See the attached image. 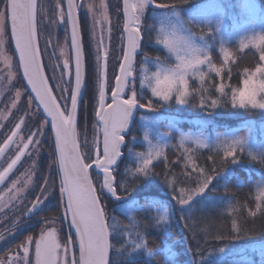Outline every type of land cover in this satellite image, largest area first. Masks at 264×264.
Listing matches in <instances>:
<instances>
[{"label":"snow or ice","instance_id":"1","mask_svg":"<svg viewBox=\"0 0 264 264\" xmlns=\"http://www.w3.org/2000/svg\"><path fill=\"white\" fill-rule=\"evenodd\" d=\"M148 2L155 8H171L187 3V0H175L174 3L163 2V0L161 2L136 0L135 3L131 4L128 0H124V35L121 49L123 59L119 63V74L115 76L111 103H107L105 93V69L108 66L107 61L110 54L102 42L96 44L95 75L97 78L98 106L95 107L97 138L95 140L96 154L93 159L87 141L78 143L76 129L78 101L82 98V88L85 85V55L81 44V26L76 14V10L81 5L74 3V0H68L67 12L60 11L58 13L65 25L66 36L70 29L71 57L64 60L62 72L63 75H69V79L56 84L55 91L60 93L57 96L54 95V90L50 88L49 80L46 79L44 70L41 68V53L37 50V0H0V3L3 4V7L0 8V53H2L7 28L10 24L11 37L15 41V49L19 54V67L22 68L23 77L31 89L29 104L36 102L38 107L43 108V113L46 114L45 119L50 118L51 130L54 133V148L50 152L49 172H42L44 182L42 185H38L41 188L40 194L33 201L32 207L28 209V214L31 215L36 212L45 200L55 198V192L52 189L56 186L55 178L58 176L57 215L59 209L62 208L64 223L75 230L74 238L69 237L61 253L58 230L55 227L48 229L42 227L38 238L26 237V241L22 244L24 252L22 257L8 258L7 262L4 257H0V264H21V261L22 264H33L29 255V246L33 241L35 247L34 264H68L67 256L71 250L69 245L71 248L78 246V259L73 258L71 264H146L145 261L141 260L142 255L147 256L149 261L155 257L154 252L157 247H149L141 231H136L133 235L127 226L119 228L113 222L114 218L108 216L107 203H102V201H112L119 205L122 211L137 210L139 201L133 198V193L139 190L137 183L141 177L146 179L155 175L149 165L152 163L154 155L159 156L161 154L160 145L150 144L147 154L137 153L134 168L126 169L128 174L133 177L132 181L117 184L113 173L116 161L122 156L121 146L125 143V136L122 133L127 128L130 114L134 108L154 111L161 104H167L173 100L178 105L192 104L195 106L196 95L189 92L188 78L195 76L200 81H205L207 73L202 66L206 67L208 72L214 73L216 77H222V68L212 63L208 52L193 45L190 39L182 35L177 29L169 30L160 27L157 30L155 43L162 45L170 56L174 57L176 63L165 64L157 57L158 66L156 70L150 76L140 80L142 85H147L151 96L157 98L159 103L152 101L147 104L142 103L143 99L134 89L131 90L126 99L122 98L126 94L125 88L128 78L134 75V57L138 54V50H141V42L144 41L140 14ZM101 6L103 7V5ZM89 11H91V6H89ZM106 20L107 15L105 14L103 21ZM101 22L94 16L93 29L97 23ZM200 28L202 32L206 29ZM249 45L257 48L259 60L264 62V47H260L264 45V33L241 40L242 48ZM221 51L227 61L229 59L228 49L221 48ZM5 59L7 61L9 58L6 57ZM71 60H74V85L70 75ZM11 75L9 73V77ZM52 79L54 80L55 77L53 76ZM198 92L199 107L205 112L217 107H227L229 104L233 109L264 110V63L259 64L254 69L246 68L240 86L232 87L230 96L223 83L215 87L218 96L211 99L210 103L207 100L210 93L206 89L198 90ZM16 95L19 96L20 93L17 92ZM69 97L70 107L68 105ZM16 128L19 129L20 124H17ZM37 133L46 134L42 126L37 129ZM100 134H102V139L99 138ZM9 140L12 141V137H9ZM28 141L29 143L24 144L15 158L8 163L4 172H0V181H3L5 175L17 165L30 144L39 155L41 141L37 135L29 136ZM193 143L199 148H209L211 152L215 153L209 157L213 165L216 164V157L220 153L222 156H220V167H213L211 170L215 175L209 174L206 169H197L193 164V171L197 173L194 178L195 187L180 188L179 195H176L177 189L173 182L166 179L165 182L171 189L173 199L180 206L181 219L184 220L186 228L191 226L187 222L189 217L184 214L191 211L189 206L192 201L208 190L213 178L224 172L228 164L239 162L241 156L245 154L243 137L218 138L211 145L204 139L196 138ZM3 151L4 149L0 148V152ZM247 155L252 161L258 160V157L251 152H248ZM187 159L191 164L192 156L187 157ZM88 160H92L95 170H99L95 172L98 187L94 184V178L90 177L92 164H89ZM260 162L264 164V160ZM99 172L103 173L102 183H99ZM40 178L37 177L38 180ZM188 179L191 181L193 177L189 175ZM16 191H22V189H16ZM16 198L12 192H9V202ZM255 201L256 211L248 214L253 218L252 220L232 218L230 230L225 224L217 229L218 234L214 238L216 240L236 239L252 234L253 230H264V188L257 191ZM258 213L259 215H257ZM167 220V210L165 209L159 212L158 217L155 218V225L159 227L167 223ZM49 223L54 224L55 219L53 218ZM118 229L125 239L124 243L116 249L119 258L113 260L110 257V249L115 246L110 243V235ZM4 238V235L0 234V240ZM185 243L187 242L185 241ZM187 249L189 252L191 251V249ZM156 264H162V262L158 260Z\"/></svg>","mask_w":264,"mask_h":264},{"label":"rangeland","instance_id":"2","mask_svg":"<svg viewBox=\"0 0 264 264\" xmlns=\"http://www.w3.org/2000/svg\"><path fill=\"white\" fill-rule=\"evenodd\" d=\"M80 1L79 5V19L81 26V33L83 38V50L85 55L86 65V82H85V94L81 113L78 117V137L79 143H83L85 140L91 149L92 157L95 150V140L97 133L95 130V107H97L98 90H97V78L95 75V57H96V44L102 42L105 49L109 52V59L107 61V68L105 69V80H106V98L109 101V94L113 88V82L118 71L119 63L122 58V37H123V17H122V3L121 0H77ZM136 0H133L135 3ZM103 5V7L101 6ZM91 6V11H89ZM2 8V6L0 7ZM64 11V0H38L37 6V37L39 49L42 56L44 69L48 80L54 90L55 95H60L59 92L55 91L57 83L67 81L66 75H63V63L66 58H70V47L68 32L66 36L65 25L61 21L58 13ZM189 12L203 22L210 23L215 27V31L218 33L220 39L223 41H237L241 43V40L247 39L251 36L261 34V30L264 29V8L261 0H201L197 3L191 4L189 7H171V8H154L152 9L146 4L145 9L141 12V28L143 34L147 35V42L154 47H159L169 56L170 54L162 45L155 43L157 30L160 27L168 28L169 30L175 28L182 35L187 36L191 43L196 47L206 51L210 54L211 43L206 40L204 35H193L189 25L184 20V13ZM107 15V20L103 21V16ZM102 21L97 23L93 29V18ZM146 17H149L151 23L149 28H146ZM103 30V31H102ZM245 42H247L245 40ZM224 43V42H223ZM251 46V45H249ZM223 45L220 46V48ZM9 58L7 61L5 58ZM171 57V64H175L174 57ZM115 60V62H113ZM161 61V60H160ZM165 63V62H164ZM170 64V63H165ZM71 65V61H70ZM158 66L157 59L150 58L148 56H139L136 64L134 65V75L129 82V86L126 92L127 95L134 89L137 94L151 97L152 101L157 98L151 96L150 89L147 85H142L140 80L150 76L152 72L156 70ZM204 68V66H202ZM11 73V77H9ZM55 77L53 80L52 77ZM190 76L188 81L190 82ZM63 86V85H62ZM17 92L20 93L17 96ZM218 96V94H216ZM215 95L214 98L217 96ZM6 96V97H5ZM4 100L3 105L0 109V125H5L6 121L10 119V122L21 124L20 127L23 130L26 127L25 119L16 120L19 117L22 110H25V116L29 119L30 123L37 122L35 134L41 141V148L39 155L33 151L29 155L26 162L21 166L16 174L9 177L10 191L17 198L11 202H6L5 205L1 206L5 201L0 200V212H4V215L0 217V231L2 229H8V225L16 223H23L25 221V213L29 208L31 199L38 193L40 194L41 188L38 185L43 184L42 172H49V164L51 163L50 152L52 151L51 135L47 125V122L41 116L34 102L29 104L30 96L28 95L24 85L21 81L18 65L16 62L15 55L13 53L9 32L7 28L5 44L0 53V102ZM63 103V102H61ZM159 103V101H158ZM218 108V107H217ZM80 111V110H79ZM169 111V110H168ZM264 111V110H261ZM19 114V115H18ZM196 115H184L179 116L172 112H167L162 109H156L154 111L141 112L137 115L134 122V131L129 137L131 144L140 143L144 145L146 151L149 150L150 144L160 145L161 150L168 143V136L170 127L168 124L177 125L184 121L196 124L200 122L207 124L209 118L195 117ZM199 116V115H198ZM86 117V120H84ZM255 119L244 120L239 123L238 127H245L246 134L244 136L239 135V132L227 130L225 136H219L218 138H236L243 137L245 144L252 146L256 141V133H261L264 136V115L259 116ZM214 121V120H213ZM216 121V120H215ZM224 121H222L223 123ZM15 124V125H17ZM42 126L46 134L41 135L37 133V129ZM20 129V128H19ZM18 129V130H19ZM181 140L184 142H191L196 138L204 139L208 144H211L210 136L204 131H190L184 132V129H179ZM18 131L16 132L17 135ZM256 134V135H254ZM15 135V136H16ZM147 137V139H145ZM158 156H153L157 158ZM42 168V169H41ZM35 169V170H33ZM41 169V170H40ZM41 172V173H40ZM37 177H41L39 180ZM94 178V184L98 187L99 185L95 180V173H92ZM56 181V178H55ZM99 183H101V177L99 176ZM7 185V186H8ZM16 189H22V191H16ZM55 192V198H49L45 200V207L53 205L51 214L55 217V223H49V220H45L42 225L36 230L37 238L40 235L41 228L45 229L55 227L58 231L59 242L62 246L67 243L65 240V230L63 221L62 208L59 209L57 215V206L59 201L58 185L52 189ZM47 195V194H46ZM107 203V209L110 210L112 201H102ZM109 206V208H108ZM117 208L121 210L119 205ZM128 213L127 211H123ZM27 225L23 226L22 229H27ZM18 229V228H17ZM26 231V230H24ZM18 233V231L10 232L3 240L0 241V247L4 246L0 257H4L6 262L8 258L22 257L23 242L28 237L27 232ZM67 235V234H66ZM67 238V237H66ZM245 248L249 250H263L264 239L250 243L247 246H233L231 249H223L222 251H239L243 252ZM61 251V249H60ZM34 241L29 246V255L34 264L35 255ZM22 264V261H21Z\"/></svg>","mask_w":264,"mask_h":264},{"label":"trees","instance_id":"3","mask_svg":"<svg viewBox=\"0 0 264 264\" xmlns=\"http://www.w3.org/2000/svg\"><path fill=\"white\" fill-rule=\"evenodd\" d=\"M198 1L201 0H187V3L179 5V7L186 8ZM261 1L264 8V0ZM157 2H161V0H157ZM163 2L174 3L175 0H163ZM1 6L3 7L2 3H0ZM183 16L194 34L204 35L206 40L211 43L210 59L217 67L222 68V77H216L214 73L208 72L207 68L204 67V71L207 73L205 81L202 82L194 76L190 78L191 81L189 82V92L196 95L195 106L192 104L178 105L173 100L167 104H161L157 109L160 108L179 116L196 115L195 117L209 118V121L206 122L207 124H203L204 121L203 123L200 122L196 126L186 121L177 125L168 124L167 126L170 127L168 144L163 147L161 154L154 158L149 165L155 175L146 179L141 177L137 183L139 190L133 193V198L139 201L138 209L126 213L120 211L116 206L117 204L114 203V205H110V210L107 209L108 216L114 218L113 222L119 228L127 226L133 235L136 231H141L149 247H157L154 252L155 257L151 261L148 260L147 256L142 255L141 260L145 261L146 264H156L158 260L162 264H264V249L259 251L245 248L243 252L220 251L227 248L231 249L233 246L244 247L252 242L262 240L264 239V230H253L252 234L236 239L216 240L214 238L218 234L217 229L223 225L226 224L230 230L232 218L253 219L248 214L256 211L255 195L260 188H264V164L260 162L264 160V136L261 133L254 134L256 135L254 145H244L245 154L241 156L239 162L228 164L224 172L213 178L208 190L192 201L189 206L191 211L184 214L189 217L187 222L191 226L190 228L185 227V222L181 219L180 206L173 199L171 189L165 182L166 179L172 181L177 189L176 195H179L180 188L195 187L194 178L197 173L193 171V164L197 169H206L209 174L213 175H215L211 171L213 167L219 168L221 164L220 156L222 153L216 157V164L213 165L209 157L215 153L211 152L209 148H199L194 143L182 141L179 133L181 130L179 129H184V132L190 131V129L207 132L211 144H214L219 136H225L227 130H235L239 132V135L244 136L246 128L238 127L239 123L249 119L258 120L259 116L264 115V111L261 110L233 109L230 104L227 107H218L207 112L201 110L198 90L206 89L210 93L207 96L210 103L217 94L215 87L223 83L230 96L231 88L240 86V81L244 78V70L246 68L254 69L264 62L259 60L257 48L252 46L242 48L241 43L237 41H223L215 31V27L210 23L203 22L189 12L184 13ZM149 19V17L145 19L146 28L150 26L151 21ZM198 26L206 29L202 32ZM260 33H264V29ZM222 45L229 52L227 61L221 51L223 47L220 48ZM260 47H264V45ZM142 55L155 59L159 57L161 61L170 64L172 60L162 49L151 46L147 42L146 33H144L140 56ZM138 95L143 99L142 103L147 104L151 100V97L140 93ZM152 102L158 103L155 99ZM82 104L83 102L79 114ZM222 121L224 122L222 123ZM133 131L134 128L128 135L123 157L114 172L117 184L131 182L133 177L128 174L126 169L134 168L137 153L147 154L144 145L130 143L129 137ZM248 152L256 155L258 160H250L247 155ZM189 156H192L191 164L187 159ZM189 175L193 177L191 181L188 179ZM165 209L167 210V223L157 227L155 218L158 217L159 212ZM110 236L111 244L115 246L111 249L110 257L117 260L119 254L116 249L124 243L125 237L119 229ZM187 248L191 251L189 252Z\"/></svg>","mask_w":264,"mask_h":264},{"label":"flooded vegetation","instance_id":"4","mask_svg":"<svg viewBox=\"0 0 264 264\" xmlns=\"http://www.w3.org/2000/svg\"><path fill=\"white\" fill-rule=\"evenodd\" d=\"M3 102H4V100L2 99L0 102V109L3 105ZM25 114H26L25 110H22L20 115H22L23 117H19L16 119V120L25 119L26 127H24L23 130L21 129V127L19 130L16 128L15 124H17L18 121L16 123H13V122H10V119H8L5 123V125H3L2 127L0 125V148L3 146V143L6 141V139H8L10 137L11 133L15 132L13 140L7 146V148H5L4 152L0 156V172H3L4 169L7 168L8 163H10L11 160L15 158V156L19 153L20 149L24 147V144L29 143L28 137L35 134L37 122L30 123L29 119H27ZM17 131H18V133L16 135ZM50 135H51V132H50ZM51 140H52V136H51ZM51 143H52V141H51ZM52 147H53V143H52ZM33 151H34L33 146L30 144L29 148L25 149V154L21 157V160L14 167V169L12 170L10 175L6 178V180L4 182H2L0 184V200L5 201L4 203L1 204V206L5 205V203L7 201L9 202L8 195H9V192H12V191H10V186L8 185L9 180H10L9 177H11V175L16 174L18 169L21 166H23V164L29 158L28 156L31 155L32 153H34ZM56 184L58 185V176L56 177ZM38 195H39V193L31 199V202H30L28 209H30L32 207V203H33V201H35V199ZM44 205H45V202L40 206V208L36 212H34L31 215H27L28 214V209H27V211L25 213V221L23 223L13 224V225H15V227H13V225H8L7 226L8 229H2L0 231V234H3L4 237H6L10 232L18 231V233H20V232H22V233L26 232L27 233L30 231V234H28L27 236H32L34 238H37V235H36L37 233H36L35 229L36 228L38 229L39 226L42 225V223L45 220H49L50 218L55 217L53 214H51V211L53 210V205H50L48 207H45ZM2 215H4V212H0V217ZM45 218H47V219H45ZM25 225L28 226L27 229H22L23 226H25ZM63 226H64V230H65V240L67 242L69 237H71V236L69 235V230H68L67 224H64ZM24 230H26V231H24ZM58 238H59V235H58ZM3 247L4 246L0 247V254L2 253V250L4 249ZM69 248L71 250L68 253L67 261H68V264H71V261L73 260V258L78 259V255L75 252L76 251L75 248H71V245H69ZM63 249H64V246L61 247V253L63 252ZM33 255H35V254H33Z\"/></svg>","mask_w":264,"mask_h":264},{"label":"water","instance_id":"5","mask_svg":"<svg viewBox=\"0 0 264 264\" xmlns=\"http://www.w3.org/2000/svg\"><path fill=\"white\" fill-rule=\"evenodd\" d=\"M121 2H122L123 23H124V0H121ZM128 2L131 4V3H133V0H128ZM67 3H68V0H64L65 13L67 12ZM74 3L77 4L76 0H74ZM147 5H148L149 7H151V8H155V7L152 6V4H151L150 2H148ZM37 6H38V0H37ZM76 14H77V20H78V23H79L78 9L76 10ZM8 29H9V35H10V41H11L12 49H13V51H14V54H15V57H16V60H17V63H18V67H19V54H18V52H17L16 49H15V41H14V39H12V37H11L10 24H9V26H8ZM123 34H124V33H123ZM68 36H69V43H71V41H70V29L68 30ZM36 43H37V50H38V52H40L39 44H38V37H37V39H36ZM81 44H82V37H81ZM82 49H83V45H82ZM139 53H140V50H138V54H139ZM138 54H137V55H138ZM137 55H136V56H137ZM136 56L134 57V61H133L134 64H135V62H136ZM122 59H123V56H122ZM122 59H121V61H122ZM40 64H41V68L44 70L43 63H42V60H41V56H40ZM71 66H72V83H73V85H74V60H71ZM84 67H85V65H84ZM19 72H20V76H21L22 82H23V84H24V86H25V88H26L28 94H30V93H31V89H30V87L27 86V80L23 77V70H22V68H20V67H19ZM44 74H45L46 79H48L47 76H46L45 70H44ZM70 74H71V73H70ZM118 74H119V68H118V71H117V75H118ZM66 79H67V80L69 79V75H66ZM131 79H132V77L128 78V83H129V81H130ZM128 83H127V85H126L125 92H126V90H127ZM105 84H106V80H105ZM49 86H50V88H52L51 85H50V83H49ZM114 86H115V80H114ZM84 90H85V85H84V87L82 88V93H83V95H84ZM105 93H106V88H105ZM111 93H112V92H111ZM111 93H110V102H109V103H111ZM31 95L34 96V94H31ZM54 95H55V94H54ZM83 95H82V98L78 101V107H77V121H78V112H79V108H80V105H81V102H82V99H83ZM122 98H125V95H123ZM125 99H126V98H125ZM34 103H35L36 106H37V103H36V102H34ZM68 105H69V107L71 106V105H70V98H69ZM97 106H98V105H97ZM37 108L39 109L41 115H42V116L44 117V119H45L46 114L43 113V108H42V107H38V106H37ZM145 111H146V110H145V109H142V108H134V109H133V111H132V113L130 114V117H129V122H128L127 128L124 130V132L122 133V135H124V136L126 137V135L129 133V130H130V128H131L132 125H133V122H134V119H135L136 114H137L138 112H145ZM45 120L47 121V123H48V125H49L50 131H51V135H52V140H53V146H54V133H52V130H51L50 118H47V119H45ZM95 120H96V118H95ZM96 123H97V121H96ZM76 129H77V124H76ZM14 134H15V132H12L11 135H10V137H12V140H13ZM100 139H102V134H100ZM77 140H78V133H77ZM10 143H11V141L9 140V138L6 139V141L3 143V146H2L1 148L5 150V148H7V146H8ZM78 143H79V140H78ZM125 144H126V141H125V143L121 146L122 156L116 161V164L114 165V169H116V167L118 166L119 162L121 161V159H122V157H123V149H124V147H125ZM3 152H4V151H3ZM3 152H0V156H1V154H2ZM95 154H96V149L94 150L93 159L95 158ZM88 163H89V164H92V160L89 161ZM14 167H15V166H14ZM57 167H58V166H57ZM13 169H14V168H13ZM13 169H12V170H13ZM12 170H11L9 173H7V174L5 175L4 180H3V181H0V184L6 180V178L10 175V173L12 172ZM94 170H95V165L92 164V168L90 169V177H92V176H91V175H92V172H97V171H99V170H95V171H94ZM3 172H4V171H3ZM99 175L101 176V183H102V182H103V173H102V172H99ZM113 175H114V173H113ZM114 178H115V175H114ZM27 215H29V214H27ZM69 229H70V231H71V233H72V236H73V238H74V236H75V230H74V229H71V228H69ZM110 243H111V241H110ZM76 250H77V254H78V246L76 247ZM110 256H111V249H110Z\"/></svg>","mask_w":264,"mask_h":264}]
</instances>
